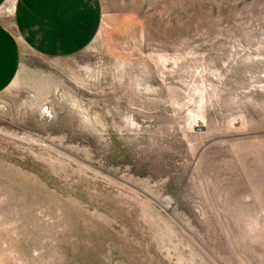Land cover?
<instances>
[{"label":"rangeland","instance_id":"1","mask_svg":"<svg viewBox=\"0 0 264 264\" xmlns=\"http://www.w3.org/2000/svg\"><path fill=\"white\" fill-rule=\"evenodd\" d=\"M99 2L80 53L18 38L0 264H264V0Z\"/></svg>","mask_w":264,"mask_h":264},{"label":"crops","instance_id":"2","mask_svg":"<svg viewBox=\"0 0 264 264\" xmlns=\"http://www.w3.org/2000/svg\"><path fill=\"white\" fill-rule=\"evenodd\" d=\"M3 8L16 34L0 19V92L17 73L18 38L39 56L66 57L85 50L100 26L99 0H0Z\"/></svg>","mask_w":264,"mask_h":264}]
</instances>
